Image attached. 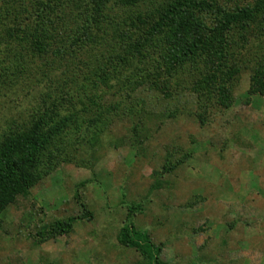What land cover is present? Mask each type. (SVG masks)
Listing matches in <instances>:
<instances>
[{
	"label": "rangeland",
	"instance_id": "1",
	"mask_svg": "<svg viewBox=\"0 0 264 264\" xmlns=\"http://www.w3.org/2000/svg\"><path fill=\"white\" fill-rule=\"evenodd\" d=\"M258 16L260 26L237 40L243 66L227 108L214 102L200 113L195 93L169 98L147 86L132 88L144 104L131 117L69 108L78 120L59 131L66 149L47 156L37 182L0 211V264H149L118 244L125 225L145 233L165 264H264V91L249 93L255 73L264 85V11ZM26 62L22 74L0 78V158L62 88L64 62L45 78L43 60ZM109 89L100 92L106 105L115 97L128 105L124 92Z\"/></svg>",
	"mask_w": 264,
	"mask_h": 264
},
{
	"label": "trees",
	"instance_id": "2",
	"mask_svg": "<svg viewBox=\"0 0 264 264\" xmlns=\"http://www.w3.org/2000/svg\"><path fill=\"white\" fill-rule=\"evenodd\" d=\"M262 11L264 0L233 7L228 0H0V42L9 46L0 51V78L13 69L22 74L29 57L45 62L43 78L64 62L58 77L62 88L41 101L44 111L1 152L0 211L37 182L47 156L56 160L66 149V134L59 131L76 124L69 108L77 103L88 110L104 106L105 116L124 110L131 117L132 109L144 104L132 99V88L147 86L169 98L180 90L195 93L199 112L214 102L227 108L230 82L243 66L235 60L237 40L260 26ZM103 88H115V96L124 92L128 105L117 97L106 105ZM263 91L262 76L255 73L249 93ZM71 223L60 232L68 234ZM118 244L149 264H165L159 249L133 225L122 227Z\"/></svg>",
	"mask_w": 264,
	"mask_h": 264
}]
</instances>
